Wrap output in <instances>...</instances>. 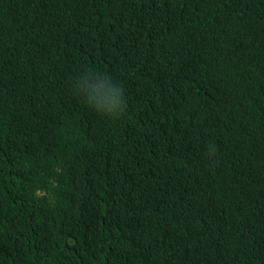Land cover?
<instances>
[{
	"label": "trees",
	"instance_id": "1",
	"mask_svg": "<svg viewBox=\"0 0 264 264\" xmlns=\"http://www.w3.org/2000/svg\"><path fill=\"white\" fill-rule=\"evenodd\" d=\"M0 264H264V0H0Z\"/></svg>",
	"mask_w": 264,
	"mask_h": 264
},
{
	"label": "clouds",
	"instance_id": "2",
	"mask_svg": "<svg viewBox=\"0 0 264 264\" xmlns=\"http://www.w3.org/2000/svg\"><path fill=\"white\" fill-rule=\"evenodd\" d=\"M76 87L86 98L89 106L109 118L117 117L124 109L123 89L120 84L105 86L98 79L90 81L87 76L77 81Z\"/></svg>",
	"mask_w": 264,
	"mask_h": 264
}]
</instances>
